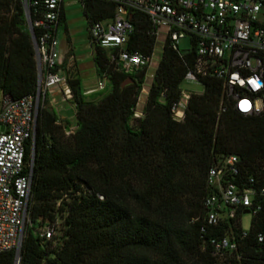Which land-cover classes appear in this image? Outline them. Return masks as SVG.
I'll return each instance as SVG.
<instances>
[{
	"label": "trees",
	"instance_id": "trees-1",
	"mask_svg": "<svg viewBox=\"0 0 264 264\" xmlns=\"http://www.w3.org/2000/svg\"><path fill=\"white\" fill-rule=\"evenodd\" d=\"M113 9L108 0H85L82 7L87 24L110 18ZM129 17L134 31L124 49L151 54L155 37L147 18L135 11ZM91 57L97 75L107 74L110 90L98 102L86 101L78 78L67 77L75 120L71 133H64L68 125L51 106L37 109L29 218L62 217V245L49 257L27 231L19 264H264V237L256 240L258 233L264 236V194H259L264 186V112L221 111L219 82L204 78L202 91L189 95L183 120H173L170 108L180 96L191 53L180 56L165 41L143 115L133 118L146 68L136 74L114 71L96 45ZM128 76L133 81L120 88ZM35 85L21 2L0 0V93L20 98L34 93ZM230 154L238 158L239 177L253 180L247 186L255 189L252 205L259 209L243 238L233 219L207 230L203 238L232 234L238 243L236 253L214 257L208 246L202 248L198 232L205 174ZM29 157L30 142L24 158Z\"/></svg>",
	"mask_w": 264,
	"mask_h": 264
},
{
	"label": "built area",
	"instance_id": "built-area-1",
	"mask_svg": "<svg viewBox=\"0 0 264 264\" xmlns=\"http://www.w3.org/2000/svg\"><path fill=\"white\" fill-rule=\"evenodd\" d=\"M64 0H20L36 67V85L32 94L12 98L0 93V264H19L22 241L29 231L39 240L49 257L60 249L65 225L57 213L44 221H31V167L33 137L38 106L48 96L59 95L70 100L67 83L55 37ZM81 7L85 0H77ZM114 3L110 18L90 22L87 34L90 45L104 51L105 62L114 71L136 74L147 68L151 54L125 50L134 31L129 15L139 12L147 18L151 34L162 36L163 43L178 54L191 53V63L183 80L203 87V79L219 82L220 110L231 107L244 115L259 116L264 112V0H108ZM36 28V34L33 28ZM185 38L188 48L180 53L178 42ZM73 61V56L68 55ZM108 80L105 72L96 86L86 93L101 89ZM143 91L141 88L140 92ZM147 94V92H145ZM191 93L183 91L171 105L173 120L180 122ZM247 101V110L242 103ZM142 107L133 110V118H141ZM75 128V126H74ZM73 128V130H74ZM67 126L65 134L71 133ZM30 142V157L25 151ZM240 165L234 154L216 160L206 171V192L202 198L203 223L198 232L202 248L208 246L214 257L237 251L232 234L203 235L223 220L239 225L245 210L252 215L259 209L252 205L255 194L250 177H239ZM264 194V186L259 188ZM58 202L56 203V205ZM237 211L239 214L236 217ZM234 223V222H233ZM246 230L239 232V238ZM263 234L256 235L257 242Z\"/></svg>",
	"mask_w": 264,
	"mask_h": 264
},
{
	"label": "rangeland",
	"instance_id": "rangeland-1",
	"mask_svg": "<svg viewBox=\"0 0 264 264\" xmlns=\"http://www.w3.org/2000/svg\"><path fill=\"white\" fill-rule=\"evenodd\" d=\"M63 20L59 21L56 28L55 37L58 42V49L65 50L63 53V69L67 77H76L79 80V88L84 100L90 102H98L110 90L109 80H105V85L101 89L92 90L86 93V89L96 86L99 76L95 71L92 62V49L93 45L89 44L87 34V21L83 15L82 7L77 0H64L63 1ZM163 46L162 36H157L154 41L153 49L151 52V61L146 68L145 76L142 82V89L137 97L135 109H140L146 98V93L149 89L154 70L159 61ZM188 48V42L185 38L180 39L178 42V49L180 53H184ZM73 54L75 59L68 60V55ZM179 88L185 91H202V87L194 82L183 80ZM43 106H51L58 120L62 124H67L73 130L74 123V110L70 100H60L59 95L48 96L43 102ZM67 122V123H66ZM130 124L134 125V119L130 120ZM251 214L241 213L239 219V226L243 230H247L250 224Z\"/></svg>",
	"mask_w": 264,
	"mask_h": 264
},
{
	"label": "water",
	"instance_id": "water-1",
	"mask_svg": "<svg viewBox=\"0 0 264 264\" xmlns=\"http://www.w3.org/2000/svg\"><path fill=\"white\" fill-rule=\"evenodd\" d=\"M27 28L30 31L29 27H27ZM132 81H133V79L130 76L126 77L125 80L121 82L120 88H122L124 85H126L127 83L132 82ZM244 213H248V211L245 210Z\"/></svg>",
	"mask_w": 264,
	"mask_h": 264
},
{
	"label": "crops",
	"instance_id": "crops-1",
	"mask_svg": "<svg viewBox=\"0 0 264 264\" xmlns=\"http://www.w3.org/2000/svg\"><path fill=\"white\" fill-rule=\"evenodd\" d=\"M59 53H60V59L63 63V53H65V50H63L62 48L59 49ZM71 54V53H70ZM73 56V54H71ZM73 59H75V57L73 56Z\"/></svg>",
	"mask_w": 264,
	"mask_h": 264
},
{
	"label": "snow or ice",
	"instance_id": "snow-or-ice-1",
	"mask_svg": "<svg viewBox=\"0 0 264 264\" xmlns=\"http://www.w3.org/2000/svg\"><path fill=\"white\" fill-rule=\"evenodd\" d=\"M249 107V105L247 104V101L242 103V108H244L245 110H247V108Z\"/></svg>",
	"mask_w": 264,
	"mask_h": 264
}]
</instances>
